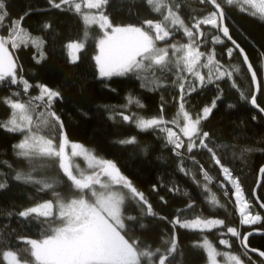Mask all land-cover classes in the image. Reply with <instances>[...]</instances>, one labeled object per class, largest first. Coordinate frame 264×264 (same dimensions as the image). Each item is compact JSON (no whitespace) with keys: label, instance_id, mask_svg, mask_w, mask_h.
Returning <instances> with one entry per match:
<instances>
[{"label":"snow or ice","instance_id":"6c2138e0","mask_svg":"<svg viewBox=\"0 0 264 264\" xmlns=\"http://www.w3.org/2000/svg\"><path fill=\"white\" fill-rule=\"evenodd\" d=\"M108 3L109 0H58V2L49 0L53 8L73 11L82 21L83 33L79 42H70L66 45L70 50V62L76 63L79 59L78 53L85 49L91 39L98 49L94 60L99 78L102 80L132 75L141 81V88L156 91L166 85L167 74L171 73L175 77L171 85L179 89L178 108L172 119H165L163 104L159 114L151 117L131 111L133 107L137 109L144 107L139 98L131 93L125 97L126 103L119 106L121 111L115 110L117 106H100L108 112V119L113 123L133 125L139 132H153L156 139L160 140L165 148L171 146V152L179 158L177 170L185 176H191L192 182L203 193H207L204 196L205 202L213 210L222 208L227 211V205L222 203L209 187L213 177L205 170L204 165L196 160V153L193 151L206 150L215 165L219 166L224 180L231 185L230 189L225 188L224 183H220L219 187L224 189L223 195L229 197V203L231 197L235 198V207L240 214V225L260 223L261 215L249 211L250 203L245 199L239 178L233 175L229 167L221 163L217 151L206 142L209 140V132L204 131L202 125L224 96L220 81H231V88L239 92L240 100L250 102L253 107H259L256 95L252 94L249 101L248 93L239 87L234 79L238 76L241 80H246L247 74L250 73L251 84L255 85L257 92L261 91L257 71L249 62L244 49L229 34V28L224 26V19L225 6H235L241 12L251 9L249 14L264 22V0H199L201 5L211 7L206 15L194 17L191 26L185 23L177 10H174L171 0H144L150 10L159 14L160 18L145 19L140 25L114 24L105 13ZM179 7L180 4L176 3L175 9ZM7 17L6 0H0V29L4 28ZM22 19L12 21L6 34L0 33V86H7L11 92V96L3 98V103L11 110L10 115L6 121L0 122V127L8 132L22 134V139L14 144L13 148L14 155L19 160L26 161L27 170L16 171L13 179L36 186L37 193L50 192L52 199L15 213L19 218H23L18 223L35 224L40 231V238L17 237L21 245L28 247L3 251V260L6 264H171L170 258L178 249L177 225L181 229L201 234V242L196 243L194 247L203 249L207 256V264H244L241 255H248V237L253 233L248 232L241 238L238 227H226L224 219L208 218L203 215L181 219L183 213L194 210L197 204L187 190L182 191L176 185L169 187L168 191L187 197L188 202L186 207L177 209L174 219L168 221L172 227L170 239H162V245L153 248L136 235L138 229L147 226L144 222L146 217L162 221L168 218L154 211L145 193L121 172L116 162L98 156L95 150L83 144L69 141L64 131V122L54 108L56 101L61 98L58 89L36 84L38 95L30 94L29 90L33 85L23 77V68L14 59L9 46L14 50L21 45L27 47L31 43L39 52V58L34 57L37 63L45 58V53L42 38L28 33L22 27ZM202 25H210L216 30L215 33L206 34L201 29ZM50 27V23L44 24L45 29ZM177 32L183 33L187 38L186 43L170 42ZM208 35L211 45L202 51L201 48L208 44ZM222 37L230 40L234 46L227 47V56L232 58L234 49H238L239 56L243 57V65L247 66L246 70L239 62H229L225 65L217 59L216 45L225 43ZM161 41L165 42L163 46L158 43ZM260 55L264 57V53ZM18 67L20 74L17 72ZM260 68L264 70V60L260 62ZM205 69L206 73L203 72ZM13 85L16 86L14 91L11 88ZM209 85L217 89L211 104L205 105L199 112H192L186 107L189 103L188 97L201 92ZM107 86L105 84V87ZM227 107L232 108L234 105L228 104ZM259 110L264 113V108ZM126 111L129 114H125ZM117 117L122 119L117 120ZM252 118L255 120L256 116ZM169 125L179 128L186 140ZM53 132L56 135H53ZM113 143L124 147H137L144 154L148 152V146H141L135 135L116 139ZM180 149H185V152L182 153ZM77 157L85 161L86 169L81 168L75 161L74 158ZM186 159L191 160L193 164H200L199 173L203 181L185 167ZM52 165L58 168L55 176L48 175L46 171L47 167ZM8 167L11 168V164H8ZM259 172L264 175V167H261ZM36 173L39 175H34ZM59 173L63 175L60 176ZM60 185L67 190V195L57 190ZM6 187V180L0 182V190ZM152 190H156V185H153ZM159 199L167 203L163 196ZM129 205H134L138 212L129 213L127 211ZM259 206L264 208V202ZM13 214L7 212L6 215L11 218ZM213 229L219 230L216 233L218 242L225 248L232 247L228 234L237 238L243 250L241 254L219 251L208 236L203 235ZM11 231L14 232L15 229ZM0 238H3L2 233ZM259 255L264 257V252H260ZM220 256L224 257L223 261L217 259Z\"/></svg>","mask_w":264,"mask_h":264},{"label":"trees","instance_id":"16d2710c","mask_svg":"<svg viewBox=\"0 0 264 264\" xmlns=\"http://www.w3.org/2000/svg\"><path fill=\"white\" fill-rule=\"evenodd\" d=\"M58 2V0H57ZM174 10H177L185 23L191 26L193 18H200L207 14L210 5H201L199 0H171ZM8 17L4 21V28L0 33L6 34L12 21L22 19V27L34 37H40L43 40V52L45 58L36 62L34 57L39 58V52L31 43L27 47L21 45L18 49H11L14 59L20 67L23 68V77L33 85L29 90L31 95H38L39 90L36 84L47 85L49 88L58 89L61 98L56 101L54 108L64 122V131L70 142L83 144L89 149L95 150L98 156L113 160L120 168L121 172L127 176L133 184L148 197L153 205L154 211L159 215L165 216L167 220L146 217L144 229H138L136 235L141 240L152 245L153 248L162 245V239H170L172 227L168 223L174 219L177 209L186 207L187 197L176 195L169 192V187L178 186L182 191L187 190L191 197L196 201L197 207L194 210H188L181 215V219H192L196 215H203L208 218L224 219L226 227H238L241 232V238L251 231H264V213L256 204L252 197V191L255 187L259 169L264 166V118L255 111L250 102L240 100L239 92L231 88V81H220L221 88L224 89V96L217 102V108L207 121L203 122V130L209 132V140L206 141L217 151L221 163L230 168L233 175L238 177L244 191L245 199L252 206L255 213L262 217L260 223L253 227L240 225L239 211L235 207V198L223 195L224 189L219 187L224 183L225 188L230 189L223 175L219 171V166L211 160V155L206 150H196V160L203 164L205 170L213 177L209 187L217 198L227 205L225 209L213 210L204 200L207 193H203L200 188L192 182L191 176H185L184 173L177 170L179 158L176 157L163 143L156 139L153 132H139L133 125L127 123H113L108 119V112L103 105L117 106L116 111H121L120 105L126 103L125 97L131 93L138 97L143 103L142 109L133 107L131 111L139 112L145 117L158 115L160 107L163 104L165 119H172L178 108L179 89L171 85L175 78L171 73L167 74V83L164 87L156 91H149L141 88V81L135 76H114L110 80L99 78L98 70L95 66L94 56L98 53L95 42L89 40L85 49L78 53L79 59L76 63H71L66 45L70 42H79L83 33V24L78 15L73 11H62L55 9L49 4V0H6ZM179 3V9H175V4ZM66 8L67 6H62ZM225 23L229 28L232 38L244 49L257 71V77L261 84V91L257 98V104L264 108L263 84L260 79L258 66L264 57V22L251 16L249 13L241 12L238 8L225 6ZM85 11H87L85 9ZM95 12L96 10H91ZM105 13L114 24L140 25L145 19H159V14L153 13L144 3V0H109L105 8ZM45 23H50L49 29L44 28ZM95 29V26H93ZM206 34L215 33L211 26H201ZM186 43L187 38L182 32H177L170 42ZM224 45H216L217 59L221 64H228L227 47L229 43L224 41ZM160 45L164 41L158 42ZM211 45L210 35H208V44L201 50H207ZM234 62H239L244 70L245 67L234 50ZM20 67L17 68L20 74ZM206 73V71H205ZM159 74V73H158ZM239 87L244 89L249 96L253 94V88L249 74L246 80H241L238 76L234 77ZM105 84L108 86L105 87ZM12 90L16 86H11ZM113 89L115 91H113ZM217 89L213 85L202 89L199 93H193L188 97L189 103L186 105L192 112H199L205 105H210ZM11 96L7 86H0V122L6 121L10 115V108L3 103V98ZM228 104L234 107L228 108ZM125 114H129L127 111ZM256 116L254 120L252 117ZM117 117V120H121ZM170 127V125H169ZM56 135L55 132L52 133ZM137 136L141 146H148L147 154H144L137 147H124L113 143L114 140L126 136ZM21 140L20 133H12L0 127V182L7 181V187L0 190V264H6L3 260V251L16 250L18 247H28L21 245L17 237L25 236L29 238H40V231L35 224L18 223L19 218L15 215L19 211L34 206L36 203L52 199L51 193H37L36 186L26 185L15 181L13 176L16 171L27 170L26 161L19 160L14 155L13 145ZM221 145L222 147H217ZM249 149H251L249 151ZM183 153L185 149H180ZM7 163H3V162ZM11 164V168L8 167ZM200 164H193L191 160H185V167L203 181L199 173ZM48 175L55 176L58 168L55 165L46 169ZM34 175H39L36 173ZM62 176V173H59ZM66 180V177L64 178ZM153 185L156 190L153 191ZM65 195L67 190L63 185L57 189ZM165 198L164 201L159 199ZM260 202H264V175L262 184L258 191ZM55 211V209H54ZM129 213L135 214L138 209L134 205L127 208ZM7 212H13L9 218ZM7 226V227H4ZM226 227L224 231L226 232ZM15 229L14 232L11 230ZM218 229L206 232L208 238L221 252H229L240 255L243 251L237 238H228L231 248H225L219 245ZM9 233H11L9 235ZM176 237L178 249L173 257L170 258L171 264H207L206 253L201 248L194 247L201 242V234L187 229L176 227ZM248 247L260 252H264V235H257L248 238ZM19 258V257H18ZM250 258V259H249ZM244 264H264V262L255 255H241Z\"/></svg>","mask_w":264,"mask_h":264},{"label":"water","instance_id":"95a60500","mask_svg":"<svg viewBox=\"0 0 264 264\" xmlns=\"http://www.w3.org/2000/svg\"><path fill=\"white\" fill-rule=\"evenodd\" d=\"M224 26H226V23H225V19H224ZM227 27V26H226ZM229 34H230V31H229ZM220 35L222 36V33H220ZM223 39H224V41H226L227 43H229L230 45H231V47H234L233 45H232V43H231V41L230 40H228L227 38H225V37H222ZM237 53H238V55H239V50L238 49H234ZM240 57V59H241V61L243 62V57L242 56H239ZM250 62V61H249ZM244 67H245V69L247 68V66L246 65H244ZM249 77H250V79H251V74L249 73ZM257 79H258V77H257ZM259 81V80H258ZM252 88H253V94H255L256 95V98H258L259 97V94H260V92H257L256 91V87H255V85H252ZM252 108L255 110V111H257L258 113H260L262 116H263V118H264V113H261L260 112V107H253L252 106ZM262 167H264V166H262ZM262 178H263V175H261L260 174V172H258V176H257V181H256V184H255V187H254V189H253V191H252V197H253V199H254V201L256 202V204L259 206V204L261 203L260 202V200H258V191H259V188L261 187V184H262ZM260 207V206H259ZM261 209V211L264 213V208H260ZM253 234L251 235V236H249L248 238H250V237H252V236H257V235H264V231H251ZM248 234V233H247ZM246 234V235H247ZM249 248V247H248ZM249 254H252V255H255V256H258L263 262H264V257H262V256H260L259 255V253H260V251H257V250H255V251H252V249L251 248H249V252H248Z\"/></svg>","mask_w":264,"mask_h":264},{"label":"rangeland","instance_id":"374dc122","mask_svg":"<svg viewBox=\"0 0 264 264\" xmlns=\"http://www.w3.org/2000/svg\"><path fill=\"white\" fill-rule=\"evenodd\" d=\"M235 7V6H234ZM236 8H238V7H236ZM245 8L247 9V6H245ZM239 9V8H238ZM240 10V9H239ZM250 11H252L251 9H248V10H246V11H244V12H246V13H249ZM252 16V15H251ZM254 17H256V16H254ZM258 20H260L258 17H256ZM210 26V25H209ZM165 43H163V45H164ZM163 45H161V46H163ZM69 52H70V50L68 49V55H69ZM228 57V56H227ZM69 59H70V56H69ZM228 59H230L229 60V62H232V63H235L234 62V60H236L234 57H232V58H229L228 57ZM262 60H264V59H262ZM258 70H259V75H260V79L262 80V84H263V92H264V70H262L261 68H260V64H259V66H258ZM207 72V70L205 69V70H203V72ZM170 127H172L173 128V131H175L178 135H181V137H182V139H185L186 140V138H184L183 136H182V134L180 133V130H179V128H176V127H174V126H172V125H170ZM21 139H22V134H21ZM68 151H69V153H70V151H71V149L69 148L68 149ZM75 159V161L77 162V163H79L80 164V166H81V168H87V165H86V163H85V161H83L81 158H79V157H77V158H74ZM247 200V199H246ZM248 201V200H247ZM250 203V202H249ZM249 211L250 212H252V214H257V213H255V212H253V210H252V206H251V203H250V207H249ZM239 216H240V214H239ZM255 225H257V224H253V225H244V226H246V227H253V226H255ZM217 259L218 260H220V261H223L224 260V257L223 256H220V257H217Z\"/></svg>","mask_w":264,"mask_h":264}]
</instances>
